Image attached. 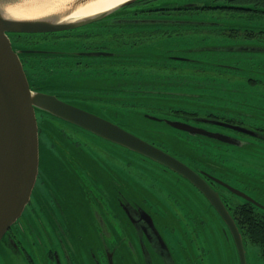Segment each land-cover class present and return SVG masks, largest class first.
Instances as JSON below:
<instances>
[{
	"label": "flooded vegetation",
	"instance_id": "1",
	"mask_svg": "<svg viewBox=\"0 0 264 264\" xmlns=\"http://www.w3.org/2000/svg\"><path fill=\"white\" fill-rule=\"evenodd\" d=\"M147 1L150 0L132 3L125 8L127 12L91 28L8 34L14 47L28 50L20 54V61L29 86L104 118L108 114L116 119L128 112L125 109L142 107L143 113L163 114L157 116L161 122L171 115L183 120L177 122L210 133H216L208 128L214 125L254 139L241 141L226 136L239 143L236 146L264 142V104L245 97L250 87L263 85L264 79H255L238 59L223 63L219 58L202 59L198 54L205 48L216 49L206 45L212 35L236 42H264V32L237 38L226 36L229 32L208 33L200 42L186 46L185 40L174 38H184L185 23H198L194 29L200 31L208 22L197 15L185 17L186 11L180 7L208 6V0H185L178 4L168 0L172 5L161 7L159 1L145 4ZM135 9L159 11L137 14ZM178 20V24L160 23ZM144 22H155L157 26L141 29L138 25ZM123 35L163 36L164 40L153 44L161 50L156 59H143L134 54L140 49L132 47L133 42L120 41ZM212 50L204 52H216ZM252 61L260 72L262 58ZM144 66L199 72L214 69L224 76L240 72L248 78L233 80L238 81V86L230 88V97H223L213 94L225 88L223 84L219 88L212 86L217 78L206 76L202 81V76L193 77L194 83L190 84L183 74L156 79L149 74L139 75L134 68L145 69ZM233 81L227 82L230 85ZM183 87H195L198 92L185 94L173 90ZM205 87L210 92L204 91ZM180 97L193 98L189 109L176 103L179 109L167 108ZM234 97L238 100L234 101ZM252 97L263 100L260 95ZM36 118L40 143L38 175L22 215L4 237L0 264H224L226 259L220 252L224 244L228 252L226 264H233V250L237 253L230 231L221 220L222 227L219 226L218 214L192 183L160 164L154 168V162L143 157L123 162L120 146L113 144V155L91 143L88 132L51 114L37 111ZM179 132L196 142L177 138L178 144L189 145L181 152L183 157H174L199 174L231 214L241 204L264 214V196L254 199L231 185L232 155H227L230 159L225 161L213 158L212 150L218 149L207 141L229 143ZM229 188L240 191L249 200ZM230 195L242 201L236 202Z\"/></svg>",
	"mask_w": 264,
	"mask_h": 264
},
{
	"label": "water",
	"instance_id": "2",
	"mask_svg": "<svg viewBox=\"0 0 264 264\" xmlns=\"http://www.w3.org/2000/svg\"><path fill=\"white\" fill-rule=\"evenodd\" d=\"M87 1L89 0H73L70 5L74 4L75 7ZM139 1L141 0H125L98 13L57 22L50 17L33 20L6 17L2 12L5 0H0V243L4 241L9 227L22 215L36 183L40 154L36 112L42 111L61 119L70 126L92 133L112 145H118L121 150L125 149V152L128 150L138 155L137 160L143 157L153 161L154 168L160 164L192 183L207 198L220 220L230 231L239 263L246 264L245 242L233 216L226 209L218 194L206 184L199 174L178 158L128 131L116 121L61 101L55 95L43 93L40 89L31 88L20 61V54H25L28 50L14 47L8 36V34H48L91 28L93 25H98L127 12L125 8L128 5ZM160 23L161 25H165V23L168 25L178 24L180 20ZM156 24L155 22H144L139 23L138 26H141V29H149L157 26ZM191 24L198 23L191 21ZM185 25H189V23H185ZM237 47L236 45H222L213 50L212 47L205 48L203 51L246 52L259 50V47L253 46L235 49ZM157 49L159 50V48ZM157 49H140L134 54L137 57H148L150 53L158 51ZM140 113L151 121L161 122L162 120L143 112ZM130 121L132 120L130 119ZM164 122L172 129L183 131L189 135L197 134L232 145H239L231 138L219 133H210L177 121L164 120ZM132 153L130 154L132 155ZM229 189L237 196L249 200L240 191Z\"/></svg>",
	"mask_w": 264,
	"mask_h": 264
},
{
	"label": "rangeland",
	"instance_id": "3",
	"mask_svg": "<svg viewBox=\"0 0 264 264\" xmlns=\"http://www.w3.org/2000/svg\"><path fill=\"white\" fill-rule=\"evenodd\" d=\"M68 2V1H66ZM196 16V15H195ZM198 19L203 20H210L209 17H200L198 16ZM190 27H198V26H188V28ZM185 36L183 37H174L175 40L180 41V40H185V45L186 46H193L195 43H198L201 41L202 38H206L204 35H207L208 33L205 32V30L203 31V27H202V31H185ZM169 36V35H168ZM166 36V37H168ZM165 37V36H164ZM120 41H126V44H131L133 41H136L135 39H147L149 44H155L157 41H162L164 40L163 36H124V37H119ZM208 39V46H213V47H218V46H222V45H236L238 46L235 49H239L240 47L243 46H253L258 48L259 50H255V51H246L243 52L244 54H242L241 52H236L233 50L230 51H216V52H198V54L200 55V57L202 59H206V58H219L222 61H224L223 63H227L226 61L232 60V59H238L241 61L242 66L245 70H247V68L249 69L250 73L252 71H257V66H253L252 64L254 63V61H252V59L254 60H260L262 58V63L260 66V70H264V42L262 41H244V42H236V41H232V40H227V39H223V37L220 36H213L211 38H207ZM211 40V41H210ZM122 41V42H123ZM210 41V42H209ZM240 45V46H239ZM162 46V45H161ZM251 59V60H250ZM245 61V62H244ZM231 63V62H229ZM247 65V66H246ZM148 67V66H144ZM135 69H137V73H139V75H144V77L146 74L152 75L154 76V78L158 79V78H163L166 79L168 77H174L175 75H186V81L188 84L190 83H194L191 79H193V77H198V76H202V81L203 79L208 76V78H212L216 77L215 75V71L214 69L211 70H207L208 73H204V72H199V71H193L191 69L188 68H183L182 69H176V70H171L168 68H140V67H134ZM224 71V70H222ZM226 72V71H225ZM228 75H230V73H227ZM232 76L235 75V77L237 76H242V77H247L245 74L242 73H232ZM252 76L257 77V74L252 73ZM242 77H239V79L241 80ZM217 78V77H216ZM215 80V84L212 85L214 88H219L222 86V84L225 86L224 89L219 90L218 93H213L215 95H219V96H223V97H230V93L229 90L232 89V87L236 88L238 86V81H233L236 80V78H232L231 80L233 81L230 85L227 82L226 79L223 78H217L214 79ZM263 79H260V81ZM203 83V82H202ZM261 83H263V85L258 86L257 84L255 85V87H250V93H246L245 97L248 100H251L252 102L255 103H260V104H264V81H261ZM231 88V89H230ZM260 88V89H258ZM206 92H210L208 89H210L209 87H205L204 88ZM176 92H186L185 94H195L196 92H198V89H196L195 87H183L180 90L179 89H173ZM195 92V93H194ZM62 96H64L65 94H63V92L61 93ZM202 95V93H201ZM254 95H260L262 97V101H257V100H253ZM209 99V98H208ZM172 100V99H171ZM193 98L190 97H180L177 99H173L174 102L171 103V105L167 108H175V109H179L178 106L176 105H182L185 108L190 107V103L192 102ZM207 100V99H206ZM234 101H237L238 98L234 97L233 98ZM176 103V105L174 104ZM160 107L161 103H157ZM152 105V104H151ZM189 109V108H188ZM140 112H144L142 107L139 108H135L133 110H130L128 112H125V114H122L119 118H113V117H109L108 114H104L103 116H105L106 118L112 119L114 121H116L118 124H120L122 127H124L125 129H127L128 131L133 132L134 134L138 135L139 137L143 138L144 140L154 144L155 146L158 147H162L164 149H166L171 155L176 156L178 158L183 157L181 156V152L185 151L186 149H188L189 143L193 142L195 143L196 141L193 139H188L191 137H184L183 133H180L177 130L172 129L171 127H169L168 125H166L164 122H156V121H151L148 120L146 118H144V116L141 115ZM152 116H163V114H161L160 112H155V111H151L150 112ZM144 114H148V113H144ZM166 120H173V121H183L182 119L179 118H173L171 115H169L168 117H165ZM130 119L132 121H130ZM128 123H127V121ZM165 120V119H164ZM55 123L58 121H54ZM62 122V121H61ZM247 124H252L247 123ZM65 127H67L68 125H64ZM77 128V127H74ZM208 128L211 130V132H216V133H220L223 134L225 136L231 137V138H236L239 139L241 141L244 140H252L254 141V139L242 135L241 133H236L230 129H226V128H222V127H218V126H214V125H209ZM156 131V132H154ZM90 135V142L93 144H96L98 146H100L101 148H103L104 150L109 151L111 154L115 155L116 154V150L115 148H113L112 144L109 143L108 141L92 134L89 133ZM86 137V134L84 135ZM177 138H182L184 139V141H188L189 143H184L182 145L178 144L176 142ZM206 141V140H202ZM210 142V145L213 146V148H217L218 150L213 149V158L216 157L218 160L221 161H225L226 159L229 160L230 157H227V155H232V164H233V178L231 180V185L234 186L236 189L243 191L247 194H249V196H251L254 199H261L264 196V142H255V145H250V147L248 146H243L242 144L240 146H236V145H228L225 143H216V142H212V141H207ZM192 147V146H191ZM132 152L123 149L121 151V159L122 161H126V160H133L135 161L136 159H138V155L132 153V155L130 154ZM124 165V163H123ZM122 165V169L126 170V167ZM225 165V164H224ZM124 171V170H123ZM125 172V171H124ZM126 173V172H125ZM127 174V173H126ZM136 173H133V175H135ZM141 175V174H140ZM231 199L236 201V202H241L242 200L240 198L237 197H233L231 196ZM219 223H221L220 219H219ZM222 227V223L221 225H219ZM1 245L2 243H0V257L2 256V250H1ZM220 252L222 253V256L225 257L226 261H227V257H228V252H227V246L226 244H224L222 250L220 249ZM245 254H246V264H264V261L259 257V252H258V247L256 246H252L248 243L245 244ZM233 256H234V260L232 257V261L233 264H238V260L235 254V251L233 250ZM226 261H224V264H226ZM223 262V260H221V263Z\"/></svg>",
	"mask_w": 264,
	"mask_h": 264
},
{
	"label": "trees",
	"instance_id": "4",
	"mask_svg": "<svg viewBox=\"0 0 264 264\" xmlns=\"http://www.w3.org/2000/svg\"><path fill=\"white\" fill-rule=\"evenodd\" d=\"M141 0L139 2H142ZM152 1H159V6L163 5H172L168 4V0H150L145 4L150 3ZM178 4L179 1L185 0H174ZM138 3V2H137ZM208 6L200 5L198 7L193 8H181V11H186L185 17H194L195 15L200 17H209L210 20H203L206 26L203 27V31L206 33H227L226 36H231L233 38H237L240 35H248L249 37H253L255 34H259L264 32V0H208ZM156 5V4H155ZM148 7V6H145ZM163 10V8H160ZM135 9L137 14L141 12H154L159 11V9L155 10H139ZM202 11L203 13H198V11ZM191 11V12H189ZM140 12V13H139ZM182 15V14H180ZM178 17V16H177ZM188 23V22H187ZM199 24L186 25L185 31H196L193 27L188 28V26H198ZM202 31V27L201 30ZM124 36V35H123ZM133 41L132 47H139V49H153L156 50V46L153 44H149L147 39H135ZM158 50V49H157ZM161 50L154 51V53H150L148 57H141L143 59H156L157 54H159ZM153 56V57H152ZM147 62V61H145ZM236 62V61H235ZM241 63V62H238ZM211 70V69H207ZM207 70L203 72L208 73ZM215 75L217 78H223L231 80L232 78H236L239 80V77L235 76H224L216 72ZM252 73L257 74L255 79L260 80L261 77L264 79V70L252 71ZM261 76V77H260ZM213 77V78H216ZM246 77H242L241 80H244ZM251 80V78H250ZM256 81L259 83V81ZM256 85V84H255ZM255 87V86H254ZM260 89V88H258ZM126 111H129L125 109ZM254 208V207H253ZM252 207L247 208L246 205H239L234 211V214H231L239 228L240 233L243 236V239L252 245L258 247L259 257L264 261V214L253 210Z\"/></svg>",
	"mask_w": 264,
	"mask_h": 264
},
{
	"label": "bare ground",
	"instance_id": "5",
	"mask_svg": "<svg viewBox=\"0 0 264 264\" xmlns=\"http://www.w3.org/2000/svg\"><path fill=\"white\" fill-rule=\"evenodd\" d=\"M122 1L125 0H89L74 7V4L70 5L73 0H5L2 12L14 19L50 17L65 22L110 9Z\"/></svg>",
	"mask_w": 264,
	"mask_h": 264
}]
</instances>
